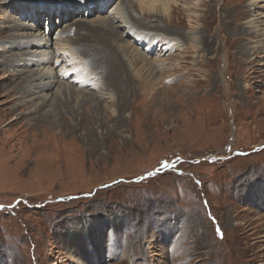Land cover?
Instances as JSON below:
<instances>
[{
    "label": "rangeland",
    "instance_id": "374dc122",
    "mask_svg": "<svg viewBox=\"0 0 264 264\" xmlns=\"http://www.w3.org/2000/svg\"><path fill=\"white\" fill-rule=\"evenodd\" d=\"M171 5L0 0V264H264V0Z\"/></svg>",
    "mask_w": 264,
    "mask_h": 264
},
{
    "label": "bare ground",
    "instance_id": "6f19581e",
    "mask_svg": "<svg viewBox=\"0 0 264 264\" xmlns=\"http://www.w3.org/2000/svg\"><path fill=\"white\" fill-rule=\"evenodd\" d=\"M139 2H140V4H141V9H147L148 10V12H150V13H155V12H158V9H160V11H163L167 16H169V15H171V12H170V9H171V7H172V5H171V2H177V0H167V2H165L166 0H138ZM100 5H101V3H100ZM121 8V7H120ZM101 9H103V5H101ZM118 10V9H117ZM172 11V10H171ZM118 14H120V17H119V15H118V18L116 17V19H118V20H120L121 21V24L123 25V26H121V24L119 23L118 25H116L114 22H108L107 20H103V21H101L97 26H96V28H97V30L99 31V30H101V31H103V32H105L108 36H110V37H112L113 39H120L122 36H123V32H121L119 29L120 28H124L125 29V31L126 32H130V29L132 30V29H134L135 27H134V24L132 23V22H130L127 18H128V16H127V12L125 13V12H122V11H119V12H117ZM117 16V15H116ZM115 19V18H114ZM110 21V20H109ZM128 23L129 24H131L130 26L128 25ZM148 40H151V39H148ZM155 46V45H154ZM154 46H153V48H154ZM166 47H168V45L166 46V44H165V46H164V48H166ZM66 50V49H65ZM66 52H69V50H66ZM65 53V52H64ZM89 54H91L90 52H89ZM95 57V60H97V57H98V54H97V56H94ZM104 57H106V54H104V56H103V59H101V60H103V61H106V62H108V63H111L112 65H113V67L112 68H110L109 70H110V73H113V72H115V70H116V68L119 66V64H117L114 60H112V59H110V58H108V57H106V58H104ZM65 58H67V57H65ZM102 58V57H101ZM78 58H74V60H77ZM50 60V58L48 59V61ZM73 61V59H69L67 62H69V61ZM18 61H20V60H18ZM64 61H66V60H64ZM72 63V62H71ZM68 64V63H67ZM95 64V63H94ZM73 65V64H72ZM74 67H76V73L78 74V77L75 79V81L76 82H78L79 83V86L81 87V88H84V87H88L89 86V82L90 81H93L94 80V78L91 76V74H89L85 69H84V65L82 64V62H80V61H78L76 64H74ZM121 69H122V67H121ZM120 69V70H121ZM119 72V71H118ZM51 73H49V75H50ZM113 77H114V75L113 74H111ZM116 76H117V74H116ZM66 77V76H65ZM95 81V80H94ZM94 84V83H93ZM49 86H47L46 88H48ZM45 88V89H46ZM50 88H48V90H49ZM85 90V89H84ZM84 90H79V93H84L83 91ZM63 92V91H62ZM72 93V90L70 89V91H69V94H71ZM85 94V93H84ZM48 94L47 93H45V96H47ZM92 97V96H91ZM56 98H58L57 100H56V102H59V97H56ZM61 100V99H60ZM93 101V100H92ZM22 104H24V103H22ZM96 105H98V104H96ZM82 118L83 119H86V118H88L87 117V115H81V117H80V119L82 120ZM68 126H70V125H68ZM74 126H71V128H73Z\"/></svg>",
    "mask_w": 264,
    "mask_h": 264
}]
</instances>
